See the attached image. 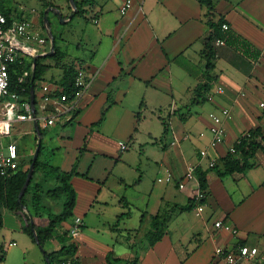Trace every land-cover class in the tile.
Returning a JSON list of instances; mask_svg holds the SVG:
<instances>
[{"label": "crops", "instance_id": "1", "mask_svg": "<svg viewBox=\"0 0 264 264\" xmlns=\"http://www.w3.org/2000/svg\"><path fill=\"white\" fill-rule=\"evenodd\" d=\"M125 1L93 0V6L86 8L87 12L94 13L89 23L96 26L94 36L89 37L91 43L95 44L87 51L89 56L79 54L74 57L63 43H59L63 41V33L56 37L57 40L54 36V42L65 56L64 61L58 65L52 59L55 52L52 51L45 22L42 30L35 21H31L47 42L39 45L17 38V62L21 71L19 82L32 78L27 103L32 107L33 96L38 127L35 120L15 121L9 129L0 131V148L14 143L18 148L19 167L26 169L32 164L39 139L42 140L43 150L45 133L58 124L67 128L75 125L80 131L87 127L101 128L110 111L121 108L125 111L121 114L122 117L135 116L138 120L127 131L132 139L139 132L141 124L146 122L147 110H166L170 121L167 122L164 117H160V120L162 124L163 120L169 124L166 136L163 124V136H169L170 141L163 146L164 157L158 163L157 171L164 175L159 179H165L168 172L173 179L170 182H159L158 179L157 183L164 184L165 187L154 186L148 194L137 228H130L128 223L132 216L129 207L133 200L116 195L111 200L107 191H98L96 187V182L100 183L101 178L91 175L94 164L90 163L84 169L81 166V157L85 152L108 156L109 149L105 145L107 141L102 137L108 136L101 131H93L92 137L84 135V147L77 149L81 153L77 152L74 159L69 157L72 159L70 168L40 162V169L34 171L32 186L40 187L43 195L47 196L60 183L57 174L51 173L56 175L58 185L44 192L43 184L48 182L50 176H46L44 164L48 163L54 170L64 173L78 174L71 183L77 195V213L80 214L83 225L76 243L77 252L67 260H73L77 264H210L212 261L226 264L223 257L216 256V249L236 251L244 244L259 251L258 256L248 264H264V150L256 151L252 161L255 166L244 173L220 176L215 171L208 172L206 202L201 207L195 202L192 209L185 210L191 205L198 190L196 183L186 181L188 167L210 170L209 160H216L217 166L243 133L264 125V109L260 107V103L264 101V0H214L212 14H208L207 8L202 4L203 0H133L132 9L127 15H122L120 10ZM57 10L68 18L64 23L72 20L69 17L74 12L73 7L72 10L69 8L70 14L59 7ZM221 19L229 26V30L222 29L225 37L219 39L225 45H218V40L215 43V69L209 79L206 74L205 40L213 30L208 21L216 23ZM23 20L30 21L23 17L14 22ZM50 26L53 32L51 23ZM77 50L80 53L85 50L81 42ZM38 59H42V66L50 68L34 85V69ZM70 66L84 70L87 79L91 81V87L77 102H61L59 96H54L52 104L46 106L43 102L47 94L44 87L48 86L55 95L61 92L65 68ZM205 84L210 88L204 93L202 102L197 100L196 89ZM218 87L225 89L224 94L215 95L214 100L209 101L208 96L215 93ZM97 100L103 102L102 110L95 108ZM8 101L11 98L6 97L4 102ZM164 103H168L165 108L162 107ZM1 108L2 105L0 120L4 119ZM223 109H229L232 116L225 121L227 139L225 144L213 149L210 147L212 121L209 115H220ZM53 117L56 118L55 124L46 126V119ZM176 119L180 122L179 126L175 125ZM57 136L56 130L49 134L47 139L50 146H56ZM67 136L68 140H72L71 134L67 133ZM152 143L157 145L159 141L156 139ZM52 150L53 155L64 151L61 147H54ZM202 150H208L209 159L201 158ZM126 151H129V146ZM120 183L121 189L128 187L123 179ZM181 183L186 184L184 189H180ZM85 190H90L86 196ZM82 197L84 200L79 207ZM30 207L31 209L27 205L23 209L33 213L32 200ZM102 208L115 209L114 220L101 219ZM45 209L47 207L42 205L40 213ZM48 209L50 210L49 207ZM9 212L3 210L2 230H5L4 219L9 216ZM214 215L218 217L213 221ZM15 216L23 217L13 214L12 218H16ZM157 216H164L167 220L165 235L154 246H150L146 234ZM24 220L26 221L25 218ZM218 221L225 225V229L215 227ZM147 223L150 225L145 227ZM72 225L60 238L54 235L48 241L55 246L50 252L61 248L60 241L65 233H69L70 238ZM24 226L18 225L21 232H24ZM104 229L109 231L111 244L101 245L92 236L93 232ZM1 245L6 251V259L0 264H10L13 260H9L7 253L10 254L17 244L3 242ZM28 246L26 245L27 248ZM111 252L113 257H109ZM46 261L45 258L43 264Z\"/></svg>", "mask_w": 264, "mask_h": 264}, {"label": "rangeland", "instance_id": "2", "mask_svg": "<svg viewBox=\"0 0 264 264\" xmlns=\"http://www.w3.org/2000/svg\"><path fill=\"white\" fill-rule=\"evenodd\" d=\"M96 1L99 2V0ZM48 5H53L57 8L59 7L62 11L70 14L69 3L67 0H3L4 8L6 10L14 11L15 20L19 21L23 17H27L30 21H35V23H37L42 30L44 29L42 15L47 11L45 8ZM34 11L35 13L33 14ZM93 17V11H88L84 16H76L73 21L66 24L62 19L53 13H50L48 16L49 25L50 23L52 24L53 35L58 37V35L63 33V41H59V43H63L65 49H67L71 55L73 54L74 57H78L79 54H81V56H89L87 51L91 50L93 45H95L91 43V38L95 34L96 26L89 23ZM89 37L91 38L89 39ZM80 42L83 44L85 49L81 53L77 50ZM219 70L223 71V69L220 68ZM168 103H164L162 107L165 108ZM109 104H107V106H109ZM94 105L95 108L99 107V110L100 108L101 110L103 108L101 107L103 105L102 101L97 100ZM153 111L154 112L149 109L145 112V115L147 116L146 122L141 124L139 132L135 134L132 139H130L127 131L130 128V125L132 123L136 124L138 120H136L135 116L122 117L121 114H124L125 111L121 108L111 110L106 117L103 126L101 128L93 127L94 130L92 127H87L86 130L80 131L79 127H76L75 125H73L74 130L72 127L67 128L64 125L58 124L45 133V139L43 142L44 148L40 155V162H51L53 166L61 165L65 168H70V161L74 159L77 152L81 153V151H78L77 149L79 147H84V135L92 137L94 135L93 131H101L105 136H108H102L104 140L107 141V144L105 145L106 148L109 149L107 152L108 156L104 157L85 152L81 157V166L84 169L85 166L87 167L90 163L94 164L93 169L91 170V175L94 177L100 176L101 178L100 183L96 182V187L98 188V191L100 189L107 191L111 200H113L114 195L120 197L126 196L129 200H133L131 201V206L129 207V210L132 212V216L130 220H128V223L130 224V228H137L143 215L148 194L152 191L154 186H160L162 188L165 187L164 184L157 183L159 177H164V175L161 173L159 174L157 170L158 163H160L164 157L163 146L170 141V137L163 136V124L160 117H164L167 122H169L170 119L168 117V111L166 110L156 112V110L153 109ZM174 122L176 126L180 125L179 120L176 119ZM54 130L58 133L55 142L56 146L54 147H61L64 151L61 153L57 152L53 155L52 149H54V147L49 145L47 138L51 132H54ZM67 133L71 134L72 140H68ZM156 139L159 141V144L157 145L152 143V141ZM92 140H94V138ZM120 143H124L129 146V151L122 153L120 151ZM69 157H72V159ZM218 166L220 169L222 168L221 162H218ZM55 176V174H50L48 182L43 184V190L45 193L56 188L58 185ZM121 179L128 184L126 189H121ZM226 180L231 181L230 178H226ZM243 187L244 186H242V188ZM246 190H248V188ZM89 191L90 190L84 191L85 196L89 193ZM26 200L27 205H29V209H31V195H27ZM83 200L84 198L82 197L79 207L82 205ZM65 201V196L57 200H53L44 194L42 198V205L46 206L47 210L45 209V211H42L41 215L36 218L37 224L41 227H48L50 221L49 215L62 214ZM113 210L115 209L102 208L101 211L103 212L100 213V216L102 217L101 219H105L106 221L114 220ZM77 211L78 206H76L74 210L73 217L67 223L60 225L55 230V236L60 238L62 233L67 231L70 225H72L77 218H81ZM9 213V216H6L4 219L5 230L0 229V243L16 242L17 244L15 248H12L10 254L7 253L9 260H13L10 264H43L45 260L43 252H50L53 248H55V246L48 242L46 243L43 251L37 243L33 242L29 235L21 232L22 230L18 228V225H26L24 216L22 218H18L17 216H15L16 218H12L13 214L11 212ZM217 217L218 215H214L213 221L216 220ZM93 220L98 223L96 218H93ZM148 225L150 224L147 223L145 227ZM6 229H9L10 231ZM92 236L101 245L111 244L109 231H105V229L99 230V232H93ZM69 237L70 238L67 239L66 243H78L77 239H74L71 236ZM62 243L63 241L61 239L60 244L62 245ZM26 245H29L28 248Z\"/></svg>", "mask_w": 264, "mask_h": 264}, {"label": "trees", "instance_id": "3", "mask_svg": "<svg viewBox=\"0 0 264 264\" xmlns=\"http://www.w3.org/2000/svg\"><path fill=\"white\" fill-rule=\"evenodd\" d=\"M69 3V8L72 7L70 5V0H67ZM77 8V12L74 13V17L71 21L74 20L76 16H84L87 12V7L93 6V0H74ZM213 2L214 0H203V6H205L208 10V14H212L214 12L213 8ZM50 6V5H48ZM46 6V9L48 8ZM0 9L3 12V14L6 16L8 21V26H10L15 18H14V11L13 10H6L3 6V0H1ZM44 14L42 15L43 20ZM63 19H68L66 16L63 15ZM71 21L67 22L66 24L70 23ZM44 24V21H42ZM224 24L223 19L219 20L218 22H213L211 20L208 21L209 27L213 30L209 37L205 40L206 45V74L207 77L210 79V74L215 69V60L217 56V51L215 47V43L219 39H224L225 35L222 33V26ZM56 39V37H55ZM57 40V39H56ZM48 44V43H47ZM54 55L52 56V59L55 61V63L61 64L64 61V53H62L61 48L55 43V50ZM42 59H38L36 62V67L34 69L35 73V81L34 85L36 84V81L41 79V76L49 70L50 67L48 66H42L41 65ZM78 69L75 66H70L68 68H65L64 72V78L62 83V91L57 93L55 96H59L60 98L63 96H67L69 99H73L76 93L75 88V77L77 76ZM21 75V71L19 69L18 62L15 64L10 65L9 67V79H10V85H9V91L10 93L17 94L20 96V103L28 102L30 99V90L32 85V78L29 77L26 82H19V77ZM210 88L209 85H200L196 89V96L197 100H203V95L206 91H208ZM164 124V134L165 136L169 133V124L163 120ZM253 133L254 137L257 136H263L264 135V125L261 127H258L256 129H253L250 131ZM264 150L258 143L255 141H245L241 145L236 146V154H231L230 152L221 159L222 164V170L219 168V166H215L211 168L208 171H203L200 168L196 169V177L199 182V189L202 192L206 193V199L202 202L203 204L207 200L208 196V183H207V174L208 172H217L220 176H228L235 173H244L247 170L253 168L255 166L254 163H252L255 153L258 150ZM42 151V148H41ZM40 151V155H41ZM40 155L36 163L35 172L40 169L41 163H40ZM32 163V161H31ZM45 173L46 176H48L51 173L57 174V180L60 183V186L56 189L48 192V196L52 198L53 200H57L63 196H65L66 201L64 204V209L62 214L60 215H53L50 214L49 218V226L46 228H42L36 224V218H38L41 213L42 209V197L43 193L40 189V187L34 188L32 186L33 179L26 190V193L24 197L22 198L21 203L18 202L19 195L26 183L27 176L29 173L30 168L24 169V167H19V169L8 176H2L0 174V228L3 226V210H8L12 212L15 215H22L26 219V225L23 227V231L29 235L33 241H35L34 232H36L41 246L43 248L45 247L46 243L51 240L54 237V232L63 223L68 222L73 217V211L76 206L77 201V195L73 188V185L71 183L73 177L75 175H78L76 172L72 173H64L59 170H54L50 164L46 163L44 164ZM27 195H31L32 200V209L33 213L25 212L23 209V206H27L26 204V197ZM195 201L193 200L191 205L188 208H185V210H190L194 207ZM31 216L34 219V225H31ZM167 220L164 216H157L153 219L152 222V228L151 230L146 234V240L149 242L150 246H154L157 242H159L165 235V225ZM69 233H65V235L62 238V246L57 251L52 252H45V258H46V264H55L59 261L67 260L74 256V254L77 252V244L71 243L68 245H65L67 239H68ZM245 246L244 244L242 247ZM113 252L109 254V257H113ZM108 257V258H109ZM6 259V251L4 247L0 246V263L4 262Z\"/></svg>", "mask_w": 264, "mask_h": 264}, {"label": "built area", "instance_id": "4", "mask_svg": "<svg viewBox=\"0 0 264 264\" xmlns=\"http://www.w3.org/2000/svg\"><path fill=\"white\" fill-rule=\"evenodd\" d=\"M1 4V0H0ZM133 7V0H126L123 6L121 7V14L127 15L128 12ZM223 31H228L229 26L223 24ZM13 36L15 38H13ZM26 40L32 43H37L39 45H45L47 39L42 37L40 33L34 28L33 23L29 20H23L20 22H14L12 25L8 26V21L6 16L0 9V106L2 105V114L4 119L0 120V131H6L11 127L15 121L19 122H28L33 121L34 116L32 112V107L30 103H20V96L17 94L10 93L9 85V67L12 64H15L19 59L17 40ZM218 45H225V42L218 40ZM91 87V81L87 79L86 72L84 70H79L77 76L75 77V88L76 93L73 99H69L67 96L60 98L61 102H67L72 100L77 102L80 100ZM44 91L47 93L43 99V102L48 106L52 104L54 100L55 93L50 90L48 86L44 87ZM225 89L223 87H218L215 90V93L208 96L209 101L214 100L215 95L224 94ZM6 97L11 98V101L4 102ZM260 107L264 109V101L260 103ZM8 117V119H6ZM231 112L229 109H223L221 114L211 113L209 115L210 120L212 121V126L210 132L212 135V140L210 147L213 149L218 148L219 146L225 144L227 139V129L225 126V121L231 119ZM56 118L46 119V126H52L55 124ZM245 141H255L262 148H264V135L254 137L253 133L247 131L243 133L241 137L238 138L234 146L229 150L231 154H236V146L241 145ZM128 150V146L124 143H121V151ZM201 158L209 159L208 150L200 151ZM19 154L18 148L14 143L8 144L6 147L0 148V174L2 176H8L15 173L19 169ZM216 160H209L210 168L215 167ZM196 167L189 166L186 172V181L196 183L198 188L194 201L202 206V202L206 199V192H202L199 189V183L196 177ZM173 179L172 174L168 172L165 179H159V182H170ZM186 186L185 183L180 184V189H184ZM198 207V208H199ZM83 221L80 218H77L74 221L70 229V235L74 239H78L81 234ZM217 229H225V225L222 222L218 221L215 223ZM234 233L237 231L234 230ZM259 254L257 248H249L247 246H241L236 251H226L222 248L216 249V256L223 257L226 264H248L250 261L254 260ZM55 264H77L73 260H63ZM210 264H216L215 261L210 262Z\"/></svg>", "mask_w": 264, "mask_h": 264}, {"label": "water", "instance_id": "5", "mask_svg": "<svg viewBox=\"0 0 264 264\" xmlns=\"http://www.w3.org/2000/svg\"><path fill=\"white\" fill-rule=\"evenodd\" d=\"M71 2V5L72 7L74 8V11L77 12V8H76V4H75V1L74 0H70ZM48 10L45 12V16H44V22L46 24V29H47V32L49 34V37L51 39V42H52V51L55 50V42H54V35H53V32H52V29H51V26L49 25V18H48ZM56 14L57 16L63 20V22H65V20L63 19V16L61 14V12L59 10L56 11ZM74 16V14H72L69 18L72 19ZM32 107H33V116H34V122H35V125L36 127H38V122L36 120V115H35V101H34V97L32 96ZM40 135V134H39ZM41 145H42V140L39 139L38 141V147H37V150H36V153L33 157V161H32V164L30 166V170H29V173H28V176H27V180H26V183L19 195V199H18V202L21 203L22 201V198L24 197L25 193H26V190L28 189L29 185H30V182L32 180V177H33V174H34V171H35V167H36V163H37V160L39 158V153H40V150H41ZM23 208H25V206H23ZM31 225L33 226L34 225V221H33V217L31 216ZM34 237H35V241L36 243L41 247V249L44 251V248L43 246H41L40 244V241H39V238L36 234V232H34ZM45 254V251L43 252Z\"/></svg>", "mask_w": 264, "mask_h": 264}, {"label": "flooded vegetation", "instance_id": "6", "mask_svg": "<svg viewBox=\"0 0 264 264\" xmlns=\"http://www.w3.org/2000/svg\"><path fill=\"white\" fill-rule=\"evenodd\" d=\"M46 10L49 11V14L50 13L56 14L57 8L54 7L53 5H50V6H48V8ZM43 27H44V25H43Z\"/></svg>", "mask_w": 264, "mask_h": 264}]
</instances>
